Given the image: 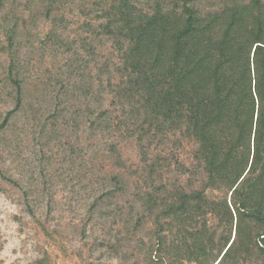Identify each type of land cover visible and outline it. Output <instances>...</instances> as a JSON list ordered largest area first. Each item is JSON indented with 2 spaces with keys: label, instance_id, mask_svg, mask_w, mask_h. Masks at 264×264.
Segmentation results:
<instances>
[{
  "label": "trees",
  "instance_id": "16d2710c",
  "mask_svg": "<svg viewBox=\"0 0 264 264\" xmlns=\"http://www.w3.org/2000/svg\"><path fill=\"white\" fill-rule=\"evenodd\" d=\"M0 103V157L30 130L40 176L61 134L63 164L84 167L83 127L138 145L145 188L127 212L119 174L89 207L132 235L152 225L135 264H264V0H0ZM2 178L50 236L21 175ZM130 241L106 244L125 258Z\"/></svg>",
  "mask_w": 264,
  "mask_h": 264
},
{
  "label": "rangeland",
  "instance_id": "374dc122",
  "mask_svg": "<svg viewBox=\"0 0 264 264\" xmlns=\"http://www.w3.org/2000/svg\"><path fill=\"white\" fill-rule=\"evenodd\" d=\"M34 55L38 59V54ZM10 108V104L0 103V113H5ZM13 134L18 148L12 149V159L0 157V187L5 190L0 191V264H38V261L44 264H135L130 253L135 251L140 239L147 242L152 225L144 224L132 235L122 228V224L114 226L111 216H102L104 209L103 213L93 215L89 212V207L93 198L110 187L108 175L119 174L127 181L130 195L119 196L112 203L122 206L127 212L136 187L145 188L143 180L146 175L138 145L133 140L124 141L117 135L91 136L83 127L77 145L83 149L85 165L83 168H72L65 153L66 163L63 164L62 161V145L66 139L61 134V139L53 140L46 149V156L51 157V160L42 163L43 169L48 171V176L44 177L40 176L39 150L30 130H15ZM59 142L62 149L59 148ZM112 143H116L124 162L123 168L117 167L109 151L108 145ZM147 152L149 157L146 159L149 160L156 153L154 147L147 149ZM167 152L166 148L165 153L163 152L166 158ZM178 153L183 159L189 155L187 149ZM79 171L82 174H77ZM171 171L172 169H165L160 172V180L165 183L175 180V173L172 174ZM2 174L14 177L21 175V185H29L32 191L29 201L35 202L36 218L50 236L44 234L26 211L22 204L21 190L4 181ZM180 179L184 181V178ZM46 182L47 192L44 190ZM116 235L122 239H131L125 245L129 249L125 258L107 248L106 243L111 242ZM142 255L143 253L139 255L140 259L143 258Z\"/></svg>",
  "mask_w": 264,
  "mask_h": 264
}]
</instances>
